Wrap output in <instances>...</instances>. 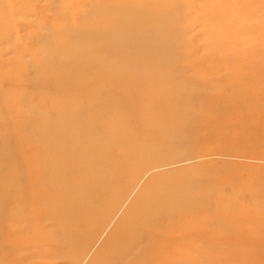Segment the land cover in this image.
Here are the masks:
<instances>
[{"label":"rangeland","instance_id":"rangeland-1","mask_svg":"<svg viewBox=\"0 0 264 264\" xmlns=\"http://www.w3.org/2000/svg\"><path fill=\"white\" fill-rule=\"evenodd\" d=\"M124 1L135 3L109 7ZM99 3L0 0V264H264V0H160L150 17L132 13L162 25L142 46L181 114L231 122L158 147L138 174L137 157L84 125L100 115L79 95L92 86L64 78L71 37L94 28L86 15ZM136 99L121 101L140 110Z\"/></svg>","mask_w":264,"mask_h":264},{"label":"bare ground","instance_id":"bare-ground-1","mask_svg":"<svg viewBox=\"0 0 264 264\" xmlns=\"http://www.w3.org/2000/svg\"><path fill=\"white\" fill-rule=\"evenodd\" d=\"M115 1L118 0H100V9L86 15L89 19L92 16L97 17L93 21L96 24L94 28L80 32L78 28V33L71 37L75 43L71 51L73 50L75 54L72 52L70 58L74 57L75 64L66 71L64 78L72 80L77 91L92 86L79 95L91 103L94 101L100 115H91L89 120L86 118L84 125H87L90 131L97 130L104 135L103 145L120 143L121 147L117 146L118 150L126 159L137 157L132 163L135 164L132 167L133 171H130L138 174L136 168L148 157L147 155L156 152L158 147L187 146L194 140L199 141L200 137L193 135L195 127L198 129L204 127L205 133H211V130L216 132L221 128L218 124L224 126L229 117L226 118L227 114L224 111L219 112L222 116L217 118L215 114H207L205 110L202 112L205 115L202 113L183 115L181 112L184 103L176 107L179 103L176 95H167V85L161 82L166 69L157 65L159 63L157 59L149 58L150 55L156 56L153 51L145 50L142 46L146 42L155 43L159 40L158 32L160 33L162 25H158L159 29H156L147 23L148 18H137L132 14L141 11L148 13V16L154 15L156 6H159L155 2L160 3V0H152L148 7L142 5L143 0H135V3L124 1L122 8L110 9L109 4ZM164 12L165 16L157 15L160 24H163L168 13ZM168 24L169 22L166 25ZM146 25L151 30L150 34L141 36L138 33ZM134 28L138 31L135 30L133 35H129V29ZM129 93L136 94L137 99L133 104L142 106L140 110H133V106L122 104L121 99ZM164 96L167 100L161 102L160 99ZM197 106L200 108L201 104L198 102ZM229 106L232 107L231 103ZM229 106H225L227 112ZM244 114L246 115V112L242 115ZM229 123L231 122L227 124ZM227 124L225 128L230 127V124ZM111 172L107 170V173ZM108 186L112 187L111 184H107L105 191L108 190ZM116 188L113 186L112 190L115 191Z\"/></svg>","mask_w":264,"mask_h":264}]
</instances>
